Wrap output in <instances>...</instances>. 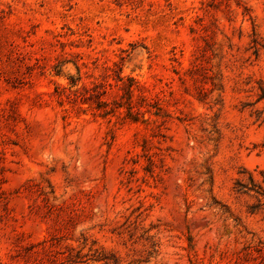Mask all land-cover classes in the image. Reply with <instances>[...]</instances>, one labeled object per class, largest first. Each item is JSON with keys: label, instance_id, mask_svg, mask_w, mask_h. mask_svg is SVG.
I'll return each mask as SVG.
<instances>
[{"label": "rangeland", "instance_id": "374dc122", "mask_svg": "<svg viewBox=\"0 0 264 264\" xmlns=\"http://www.w3.org/2000/svg\"><path fill=\"white\" fill-rule=\"evenodd\" d=\"M0 264H264V0H0Z\"/></svg>", "mask_w": 264, "mask_h": 264}, {"label": "trees", "instance_id": "16d2710c", "mask_svg": "<svg viewBox=\"0 0 264 264\" xmlns=\"http://www.w3.org/2000/svg\"><path fill=\"white\" fill-rule=\"evenodd\" d=\"M236 191L238 193H246L247 191H249L246 186L244 184H242L241 182H236Z\"/></svg>", "mask_w": 264, "mask_h": 264}]
</instances>
